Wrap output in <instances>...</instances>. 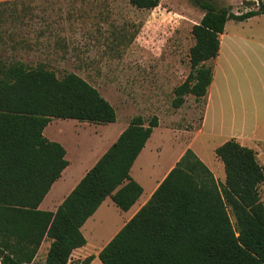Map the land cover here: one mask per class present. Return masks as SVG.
Wrapping results in <instances>:
<instances>
[{"label":"trees","instance_id":"16d2710c","mask_svg":"<svg viewBox=\"0 0 264 264\" xmlns=\"http://www.w3.org/2000/svg\"><path fill=\"white\" fill-rule=\"evenodd\" d=\"M24 0H2L14 3ZM203 14L191 27V71L174 87L173 107L186 94L196 101L212 80L219 34L229 19L264 15L256 9L233 13L212 0H191ZM152 9L160 0H128ZM25 14L7 13L10 21ZM4 17L0 18L3 21ZM52 118L106 124L115 109L99 90L69 72L57 77L44 63L0 65V264H29L42 240L50 239L44 264H67L83 246L81 226L105 197L129 209L142 187L129 170L158 125L156 115L133 116L117 139L85 172L55 211L39 204L67 165L65 149L43 135ZM223 164L224 182L187 148L149 199L100 249L101 264H264V205L259 186L264 167L252 148L231 138L214 149ZM88 255L77 264H89Z\"/></svg>","mask_w":264,"mask_h":264},{"label":"rangeland","instance_id":"374dc122","mask_svg":"<svg viewBox=\"0 0 264 264\" xmlns=\"http://www.w3.org/2000/svg\"><path fill=\"white\" fill-rule=\"evenodd\" d=\"M212 1L233 13L257 7V0ZM9 12L25 15L22 20L10 21L5 18ZM202 14L191 0H160L152 9H138L128 0L0 2V18L6 19L0 21V65L44 63L59 78L73 72L95 86L115 109L116 118L110 124L55 118L48 126L52 130L58 123L67 159L75 168L70 183L92 158L98 134L105 142L131 113H140L144 120L156 115L158 128L152 141L160 142V154L184 149L191 132L199 126L204 100L196 101L192 94H186L178 107L171 101L174 87L191 71V27ZM227 21L231 32L264 36L263 14ZM205 64L212 66L214 61ZM202 142L207 143L200 137L195 145ZM259 197L264 205V183L259 186ZM107 218L101 212L94 216L89 239L93 250L104 246L113 232L107 234ZM39 257L37 264H41ZM75 263L71 257L67 264Z\"/></svg>","mask_w":264,"mask_h":264},{"label":"crops","instance_id":"0c3cea01","mask_svg":"<svg viewBox=\"0 0 264 264\" xmlns=\"http://www.w3.org/2000/svg\"><path fill=\"white\" fill-rule=\"evenodd\" d=\"M227 24L228 21L225 22L223 32L219 34L217 54L212 60L214 61V65L212 64V80L203 97L199 126L191 132L189 139L184 143V149L181 148L163 155L160 154V142L152 141V136L158 125L153 128L151 135L129 170L130 176L141 185L142 193L127 210L119 209L109 196L105 197L95 212L86 219L80 228L85 238V244L72 250L70 259L71 257L75 258V264L91 254L94 255V258L89 264H101L97 258V253L103 246L98 250H93L89 246V239L92 238L94 229V216L101 212L109 217L106 219L108 221L107 234L113 232L108 237L107 243L146 203L152 192L187 148L195 153L211 171L214 179L221 183L224 182L225 172L222 162L215 155L214 149L228 139L233 138L239 144L252 148L256 153L258 162L264 167V36L255 37L240 32H231L230 28L226 27ZM245 80L246 84L244 83ZM135 115L142 116L140 113L126 115V122L120 128H116L109 133L105 142L101 140V135L98 134V144L93 150L92 158L89 159L87 166L72 183H70L72 179L71 172L75 168H72V162L67 159L68 150L59 136L61 132L58 130V123H55L52 130L47 129L55 119L52 118L44 127L43 135L48 140L59 142L63 146L67 165L60 176L51 184L48 192L40 202L39 208L55 211L80 178L117 139ZM66 120L80 123L75 119ZM96 133V131H93V134ZM200 137L206 140L207 143L202 142L203 144L195 145ZM210 141H213V143H210ZM115 215L118 218H115ZM49 244L50 239L44 238L29 264H37L39 255L41 264H44ZM96 260H98V263H96Z\"/></svg>","mask_w":264,"mask_h":264}]
</instances>
